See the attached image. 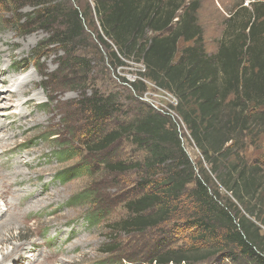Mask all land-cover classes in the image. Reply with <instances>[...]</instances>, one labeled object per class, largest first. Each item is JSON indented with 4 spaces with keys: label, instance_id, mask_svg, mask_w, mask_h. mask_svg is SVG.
<instances>
[{
    "label": "rangeland",
    "instance_id": "1",
    "mask_svg": "<svg viewBox=\"0 0 264 264\" xmlns=\"http://www.w3.org/2000/svg\"><path fill=\"white\" fill-rule=\"evenodd\" d=\"M39 1L19 0L9 5L0 0V81L3 76L12 82L15 79L18 86L31 74L35 82L23 95L14 86L9 95H0V112L6 113L0 116V225L8 219L14 221L10 229L1 230L8 240L0 243V264H149L151 253L161 255L170 248L179 251L196 244L197 234L185 226L180 212L163 225L142 232L116 230V223L127 217L126 202L141 195V183L150 180L145 164L149 151L130 135L103 152L90 153L85 146L91 120L86 102L94 94L111 96L118 105L104 122L107 131L130 124L151 109L179 118L176 96L147 78L143 79L146 89L136 90L133 82L140 80L145 65L133 58H123L124 65L116 64L113 42L104 36L111 49L98 38L103 31L94 0H52L60 9L78 8L85 13L86 28L71 48L47 47L50 25L26 23ZM197 1L198 22L210 54L217 51L227 28L229 10L242 1L250 12L254 4H260L258 0ZM245 16L247 13L239 18ZM18 18L23 26L16 25ZM54 20L51 27L56 29L62 17ZM6 87L11 88L0 82V91ZM21 100L30 102L22 106ZM257 111L262 117L255 119L241 154L263 171L264 106ZM177 128L197 173L199 161L210 169L186 124L181 120ZM109 160L140 165L113 171L105 166ZM82 164L88 167L81 175L61 180L62 171ZM262 179L264 186V173ZM185 204H180V211L185 212ZM100 208L105 210L92 224L88 219ZM15 248L17 255L12 253ZM211 264L235 263L227 259Z\"/></svg>",
    "mask_w": 264,
    "mask_h": 264
},
{
    "label": "trees",
    "instance_id": "2",
    "mask_svg": "<svg viewBox=\"0 0 264 264\" xmlns=\"http://www.w3.org/2000/svg\"><path fill=\"white\" fill-rule=\"evenodd\" d=\"M17 1L5 0L9 5ZM263 1H255L260 4H254L251 12L243 1L230 9L217 51L210 54L198 22L197 0H94L103 31L98 38L111 49L104 36L113 42L116 64L133 58L145 65L140 80L133 82L136 90L146 89L143 79L147 78L178 99L174 107L179 118L151 109L111 131L103 127L118 110L113 97L94 94L86 102L91 120L85 146L90 153L110 150L124 135L149 151L145 164L150 180L141 183V195L126 202L127 217L116 223V230L142 232L180 212L185 226L197 234L196 244L189 248L151 253L149 264H211L227 259L235 264H264V170L250 165L241 154L255 119L262 117L257 110L264 106ZM34 6L36 12L26 23L50 25L47 47L71 48L84 35L85 13L78 8L60 9L52 0ZM243 13L247 16L239 18ZM56 16L62 20L54 29ZM20 20L18 27L23 26ZM181 120L210 169L199 161L197 173L177 128ZM111 161L105 166L120 172L140 165ZM86 167L62 171L61 180L81 175ZM183 202L185 212L180 211ZM104 210L92 213L88 221L93 224Z\"/></svg>",
    "mask_w": 264,
    "mask_h": 264
},
{
    "label": "bare ground",
    "instance_id": "3",
    "mask_svg": "<svg viewBox=\"0 0 264 264\" xmlns=\"http://www.w3.org/2000/svg\"><path fill=\"white\" fill-rule=\"evenodd\" d=\"M5 71L2 72V74L4 73ZM16 80L14 79L13 82H12V79H6V77L3 76L2 80L0 82H2V84H4L5 86L6 85H10L11 88L9 87H6L5 90L0 91V95H2V93H6L7 95H9L11 92H12V87L14 86L16 89H15V92L17 94H21L23 95L29 88L30 86H34L35 82H34V78L33 76L30 74L27 76V78L25 80H23L18 86L16 85V83H14ZM5 94V95H6ZM4 96V95H3ZM14 96V95H13ZM5 98V97H4ZM14 98V97H12ZM14 101V100H12ZM30 102V100H21V105L22 106H27V104ZM19 105V104H18ZM4 106V105H3ZM14 106V105H13ZM0 107H2V105H0ZM3 114H6L5 112H0V116L3 115ZM26 119V122L28 121L27 117H25ZM2 124V122H0V125ZM2 129V128H1ZM4 131V130H3ZM22 166V165H21ZM15 194V193H14ZM12 216V214H11ZM10 218V217H9ZM14 225V221L13 219H8L6 220L5 222H3L1 225H0V243H5L8 239L5 235H2L1 233V230L2 229H10L12 226ZM17 247V246H16ZM19 247V246H18ZM23 248V247H22ZM19 250L17 248H15L12 253L13 254H16L17 255V252ZM2 263V262H0Z\"/></svg>",
    "mask_w": 264,
    "mask_h": 264
},
{
    "label": "built area",
    "instance_id": "4",
    "mask_svg": "<svg viewBox=\"0 0 264 264\" xmlns=\"http://www.w3.org/2000/svg\"><path fill=\"white\" fill-rule=\"evenodd\" d=\"M178 100V99H177ZM177 103H178V101H177Z\"/></svg>",
    "mask_w": 264,
    "mask_h": 264
}]
</instances>
